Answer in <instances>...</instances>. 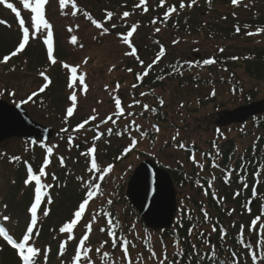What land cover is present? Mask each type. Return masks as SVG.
<instances>
[{
  "label": "rangeland",
  "instance_id": "rangeland-1",
  "mask_svg": "<svg viewBox=\"0 0 264 264\" xmlns=\"http://www.w3.org/2000/svg\"><path fill=\"white\" fill-rule=\"evenodd\" d=\"M54 1L55 0L50 1V7L46 19L52 23L49 19L50 15V18L52 20L54 19L53 21L57 30L62 29L63 27H69L70 25L72 32L77 35V42L79 43L77 46L80 51L75 48H67L65 44L64 46L68 53L73 57L78 56L73 55V53L79 54L80 52L79 59L82 61L81 72L86 74L85 83L88 85V90L87 92H84L83 86H79L77 82V87L75 89L77 94V106L73 114L76 116L79 115L80 119L85 120L92 115H96V120L90 121V123L86 124L85 128L89 127L88 129L93 127L96 128L97 125H99L101 130L102 127H105L107 123L101 124V121L105 120L116 110L114 96L121 99V106L125 110H131L132 112L135 111L137 104L133 106L134 108H128V105L132 104L135 100L132 96L133 90L131 86L133 71L129 72L128 69L130 68L134 70V66H138V70L141 71L144 69V66L152 60L155 54H148L149 56H146L143 52V48H145L146 45H157V41H162V43H165L168 46L171 51L169 56L172 59H175V61H193L196 60L194 55L203 60L220 55H222V57H224V55H229V57H240L241 55L249 56L254 55L255 53L259 55L260 53H264V32H261V34L254 40L233 38L230 34L226 35L229 38L224 34H217V36H225V39L222 40L220 37L214 40V38L207 32L208 30H205V32L202 31L199 35L195 36L198 38H194L189 34H182V30L165 35L166 32H156V28H152L148 31L147 38H143L140 34L132 41L136 49L139 48V52L136 53L137 56L140 57V60L144 61V64L141 65L140 60H137L135 56L125 55L126 52L131 51V48H127V46L125 47L116 34L113 33L111 36L109 33L110 36L107 34L101 36L99 33L102 40H95L96 31L98 30L86 27V23L75 25L76 22L73 21L71 16L69 24L65 25L64 23H67L69 19H67V21H62L56 17V13L61 15V17L63 14L62 9L59 6H56ZM230 1L231 0H221L220 5L213 6L212 10L208 11L204 16H198L196 20L193 21L194 25H200L202 28L212 25V29H221L224 31L233 30L234 32L237 27L236 23L241 25L238 22L248 21V23L253 24L260 19H264V0H253L237 7H232ZM116 3H119V1ZM1 16L5 17L2 13ZM215 20H218V22ZM7 21L9 22V26H4L7 25L6 23L0 25V46L1 49H5V51H8L13 47V44L17 42L15 40H19V35L15 31L18 30V28H16L14 24H11L10 20ZM120 22L124 29V23L129 22V20L125 21L122 19ZM250 24H248V26L251 28L245 26L242 27L248 31L256 30L257 27ZM111 29L114 30L115 28ZM245 29H241V31L246 32ZM43 37L44 36L42 35H36V38L33 39L34 43H32L31 46H35L36 40ZM174 41H179V43H173ZM81 44L83 47H80ZM220 48H225V53L219 54L221 53L219 51ZM142 53L144 56H142ZM85 60H87V64L84 63ZM67 64L69 63L67 62ZM240 67L241 68L236 69L237 73L234 74L235 77H232L229 71L225 72V70H222L223 68H220L219 66H216L215 68L219 74L216 78L213 76L215 70L214 72L209 71L210 73L206 70L204 72L194 71L200 75L201 82L193 83L189 80H186L183 83L174 82L170 86L167 85L165 89L155 91V94L152 97L144 95L141 99L148 105L149 114H152V106L157 105V103L159 104L160 99L164 100L170 123L167 127L160 126V131L157 133L152 127L153 125L148 123L144 118L143 120L140 118L133 119L137 125H140V127H145L148 131L153 130V138L152 136L144 139L139 138L136 149V152L139 155L130 158L131 160L117 165L112 169V172L109 173V179L112 184H109L106 194H108L109 197L116 198L121 191V186L117 184L123 182L126 183L130 177L129 171L131 169L129 167H137L142 161L150 158L154 159L155 162L164 165L166 169L169 168L176 170L180 167L183 168L189 180V176L194 177L195 180H197V175L200 177L196 189L192 188L190 182L177 187L179 203L177 225L181 224L180 221L186 215L199 216V214L203 213L200 212L199 208L194 203V197L198 196L196 194L201 188L203 189L205 185L203 180L207 177L204 175L205 173H201V169L198 166V163H202L203 159L202 157H196L198 163L189 159L190 156H188L186 147L196 146L199 147L201 151L208 153L214 151L216 148L213 145V141H219L220 145L217 144V146L220 147L222 145L224 146L225 143L231 139L235 141V147L238 153L237 156H240L253 144L255 146L261 135L264 136V131H261L258 127L249 128L247 136H244V134H242L244 133L242 132L243 126L233 128L230 124H225V120L227 122L228 120L225 119L227 116H225L224 113L233 112L239 106L243 105V99L238 98L237 96L235 97L231 91L233 85L242 87L241 89H243L244 94L255 92L257 94V103L264 102V84L262 82L258 83L256 80L248 77L245 68L243 66ZM53 72L55 74L58 73V77H56V75L54 76L57 81L60 80V85H57V87L55 85L54 87L52 86V105L55 111L50 108V106L48 107L47 104H45L47 110L38 106L36 109L33 108L28 110L35 121H42L45 125L51 124V126H48L55 128V126H60L59 121L64 119V111H67V108L71 107L69 97L73 92V88L69 87V84L71 83V73L68 74L66 70L59 67H56V70ZM55 78L54 80H56ZM44 82V77L29 74L24 71L3 72L0 74V92H3V95H0V98L8 100V98H6L8 96L6 91L10 90L11 93L15 92V96H12V98L21 101L31 92L42 86ZM117 84L120 85L118 90L116 88ZM213 90H215V96H212L211 94ZM211 99H215V102L211 101ZM181 105L183 106L181 107ZM50 112H53L54 114L50 115ZM52 122H54V124H52ZM217 129L223 133V137L218 135ZM177 132H179V136H176ZM89 133L91 134V132ZM87 136L84 134L78 135L76 137L77 139H75L70 145L71 147L65 143L62 145L63 149H60L59 153H63L69 160L70 156L76 154L75 148L78 144L84 143L85 145V142L87 144ZM174 136H176L175 140H173ZM181 143L185 145L184 148L179 147ZM102 145L103 142H101L100 147H103ZM6 151L13 156L17 155L25 160H27V157L33 155V153L29 152L28 146H24L23 142H19L17 139L5 141L0 145V182H2L1 185L3 188L11 186L12 183L8 177L10 176L9 174L13 173V171L10 172L5 163L6 157L4 154ZM125 172L128 173L127 176ZM85 174H87V170L85 171ZM209 174H213V170H211ZM9 194L10 191L7 193V199L5 201L9 199ZM202 195L199 196V199L205 202L206 197ZM69 201H71L70 197L66 196L64 201L55 207V215H53L54 222L67 218L66 215L68 209L71 207ZM18 210L19 212L15 214V219H17L15 224L16 227H18L19 223L24 218L23 211L21 212V209ZM203 210H205V208ZM200 229L209 234L212 231L211 228L206 227H200ZM133 231H136L137 237L140 241H134V248L131 246L132 251H130L129 256L132 260V264H159L165 254H167L168 257V260L165 261V264H167V262L173 258L178 251H180L179 246L175 242L169 241L166 244H163L160 233L149 232L138 222L135 224L131 233V236L135 238ZM196 232L197 231L195 230V232L192 233V236H195ZM147 243H150L151 250L145 248ZM97 247L101 248L102 246L101 244H97ZM106 247H110V245H107ZM108 250L113 258L112 260L115 261L116 264H126L124 253L121 250H113L109 248ZM152 251H155L156 253L155 258L151 255ZM8 256L9 255L7 254L4 259H1L0 263L2 261L4 262ZM137 257H141L139 262L137 261ZM94 258L98 260L99 263L97 264H105L104 262L99 261L95 256ZM11 262L12 264H17L16 260L12 259Z\"/></svg>",
  "mask_w": 264,
  "mask_h": 264
},
{
  "label": "trees",
  "instance_id": "trees-1",
  "mask_svg": "<svg viewBox=\"0 0 264 264\" xmlns=\"http://www.w3.org/2000/svg\"><path fill=\"white\" fill-rule=\"evenodd\" d=\"M189 16L190 15H186ZM192 27V26H191ZM190 27V28H191ZM193 29V27L191 28ZM57 35L60 36L62 34L66 33V30H57ZM213 33L216 34H222L224 33L223 30L214 29ZM61 50V48H60ZM29 58L32 59L30 62V66L32 69L35 68V70L40 69L41 66H43V63L45 62V57H43L42 53L43 50L34 49L32 51L29 49ZM62 57L64 58L65 55L62 51H59ZM58 52V53H59ZM9 53L8 51H5V49H1L0 46V56ZM39 54V55H38ZM44 54V53H43ZM238 59H231L230 58H218V64L221 67H225L226 69L230 70L231 72L236 73V69L241 68L240 66H243L245 68V72L253 80H256L259 83L264 84V53L255 54L254 56H246L241 55L235 56ZM1 58V57H0ZM36 59V61H34ZM239 61V62H238ZM182 62H175L174 59H169L167 63H164L162 65V71L161 69L155 70L151 76L144 81L143 88L147 90V92H151L153 90L159 89V88H165L167 85H171L174 82H181L183 83L185 80V67L180 68L179 72L173 71L172 66H180ZM215 68V67H213ZM188 69V68H187ZM215 70V69H214ZM213 70V71H214ZM180 72L183 73V75L180 74ZM216 73H218L215 70ZM171 73V74H169ZM215 74V73H214ZM163 75L165 78L163 80H158L157 77ZM188 80H194V76L190 77ZM199 82L200 80H196ZM194 82V81H193ZM250 97V99H249ZM245 99V103L248 104L251 101H255L257 98L256 93H251L248 95ZM255 125H259L258 128L261 131H264V116L258 118ZM253 123L251 126H255ZM112 138H115L117 141H120V137H123L124 139L127 138V134H122L120 136L116 135V130L113 131ZM106 139V138H105ZM105 143V142H104ZM107 146V144H105ZM224 148H221V155H222V164L221 169L225 166V174L227 171L232 170V173L230 177L225 176V184L222 183V181L219 183L218 187L215 188L213 186L209 187V198H208V206H209V220L205 221V219L199 220L196 217H193L191 219H184L181 226H178V229L176 232H167L161 236L163 242H167L170 239H173L174 241L178 242L182 249L184 255L182 256L183 262L187 260L186 264H217V261H213L211 259V250H208V252L201 251V247L203 245V242L205 241L206 237L208 236L205 232L204 236L201 237L199 235V238L196 239V241L199 243V247L196 251L193 252L192 249V242H191V235L195 228L197 226H213L215 224L216 226V234L214 238V246H215V252L218 258V261L224 262V264H233V258L232 253L235 252L236 257L238 258V264H253L250 256V251L248 248H245L239 243L240 240V226L241 224L245 225V232H244V240L246 243H253L254 248L257 251V253H260L262 250L261 247V240H264V237L260 236L259 233V225L261 223H264V215H261V206L264 205V178L262 181H259L256 183L254 180L255 174H256V168L259 166H264V136L260 138L259 144L257 145V148L255 150V153L253 154L252 149H248L245 153H242L240 156H237V149L235 148V141L229 140L227 143H225ZM123 150H125V144L122 146L114 147H106L105 149L100 150L99 152V165L102 167L104 164L106 166L108 165H118L122 162L126 161L130 154L126 155L124 154ZM28 160L30 161L33 169L35 171L39 170V167L31 160L29 157ZM36 162H41L38 155L35 156ZM84 163L79 162V160H69V165H67V168H60L58 171H56V182L54 183V188L52 190V194L54 199L57 201V205L64 201L66 196H69L71 201L70 202V208L67 214L66 221H70L73 218V213L78 208V203L81 202V197L85 193V188L81 187V184L84 183V181H87V177L83 175L85 171H83L80 175L78 182L71 181V177L69 176L73 170H75L78 166L85 167L88 169L89 167V160L88 157L83 160ZM107 162V163H105ZM256 162V165L254 163ZM5 163L7 164V168L10 170V172L13 171V173L9 174L8 177L10 182L12 183L11 186H8V189H3L0 183V195H6L9 191L11 194V199L9 202V208L11 209L12 206H15L16 208H22L24 209L26 204L29 201V194L22 192V183H24L25 176H26V162L22 158L19 161H16L12 158L6 159ZM243 165V167H242ZM58 168V167H57ZM98 175V174H97ZM173 176L177 183H183L184 182V176H179L177 172H173ZM51 177V176H50ZM49 177V178H50ZM241 178H243L244 183H247L248 187L245 188L244 184L241 182ZM192 182L190 185L192 188L196 187L195 180H191ZM109 182V181H108ZM107 179H104V181L101 182V188L104 192V194L107 193V189L109 187L110 182L108 183ZM254 185H258V188L260 190V194L263 197H260L257 200V204L251 208L249 201L252 199V190ZM215 188V189H214ZM211 189V190H210ZM217 189V190H216ZM214 191L218 198L213 197L215 194L212 192ZM219 192V194H218ZM239 192V195H236V193ZM200 195V194H199ZM98 198L101 200L100 209H98V213L100 215V220L102 222V226L99 227V236L104 239V241H108V243L111 245V237L109 236V224L108 220L109 217L106 216L104 213H111V219L113 220V223H115L117 220L119 221V232L121 235L126 236L128 231L132 228V225L134 221H139L140 218L138 213L129 205V202L125 198L123 187H121V191L119 195L116 198L108 197H100ZM111 199L112 204L109 205L107 201ZM76 200V201H75ZM198 205V203L196 202ZM247 205V207L245 206ZM200 208H202L201 205H199ZM17 208V209H18ZM250 209V211H249ZM234 210V211H233ZM214 211V212H213ZM231 212L232 214L229 215L228 213ZM92 213H96V210H93L90 214L87 216H92ZM257 216H260V220L257 222L256 228H251V221L255 219ZM89 218H84V224H86ZM91 220V219H90ZM65 222V221H64ZM193 224L196 226L193 227ZM54 225L53 219L48 220V223L43 225V228L39 232L37 241L47 243L49 239L54 241L53 237L55 236L54 233H58V226L56 225L54 229V233H52L50 230ZM87 225V224H86ZM221 227H223L227 235L224 236L223 239H221ZM104 228V231L101 232L100 229ZM87 229V227H84V231ZM191 229V235H189V230ZM201 233V232H200ZM199 233V234H200ZM37 235V232H36ZM80 234L76 238V242L73 244H70L66 252L63 254V260L67 262L73 261V257L76 254L75 247L81 236ZM253 235L252 242H250V236ZM98 235L96 236V242H98ZM204 240V241H203ZM102 243V242H101ZM59 249L57 248V245H53V249L50 252V255L47 257V264H58L57 263V255H58ZM9 255L5 261L1 262L0 264H12L11 260H16L14 256L10 254V251L8 249L2 250L0 252V260L4 259L6 255ZM196 254V256H195ZM43 258V257H42ZM179 258V257H178ZM176 258V260L178 259ZM178 261V260H177ZM176 262V261H175ZM261 264H264V261H261Z\"/></svg>",
  "mask_w": 264,
  "mask_h": 264
},
{
  "label": "snow or ice",
  "instance_id": "snow-or-ice-1",
  "mask_svg": "<svg viewBox=\"0 0 264 264\" xmlns=\"http://www.w3.org/2000/svg\"><path fill=\"white\" fill-rule=\"evenodd\" d=\"M21 4L23 5L24 9H28L30 10V12L34 15L31 16V24L30 26H25V20L21 17V12L20 10H18V8L14 5V3L9 2V0H0V5L4 6L7 9H10L17 18L19 19V26L22 29V40L19 43L18 47L16 48L15 51H13L10 55L11 57L16 56L18 53H21L25 50L26 45L29 44V39H30V28L33 30L31 32V36L33 39L36 38V35H42L44 36V43L47 45V53H48V57L51 60L52 64H55L57 61L56 59L53 58V25L49 22L48 19H46L45 16V5L48 4L49 0H20ZM161 2V6H163L164 0H160ZM197 3V0H191L190 4L188 5V7H192L193 5H195ZM233 4H238L239 0H232ZM209 4L211 5V0H209ZM60 5H61V9L71 5L72 9H77V5L75 3V0H60ZM141 5H146V0H140L139 4L137 5V7H140ZM179 8L181 10H183L185 8V4L183 2V0H181V3L179 5ZM78 10V9H77ZM145 12L148 11V8L145 6L143 9ZM177 9L175 6H171L168 8L167 12L164 15V22L166 23L169 19V17L172 15V13L176 12ZM63 15H66L67 13H64L62 11ZM72 16L76 15V11H72L71 12ZM84 15L87 17L88 20H90L92 22V24L95 25V27L97 29H102V31L100 32V35H106L109 32V29L107 27H104L102 23L97 22L90 14H88L87 12L84 13ZM114 13L111 11L107 12V19H111L113 17ZM130 15V13L128 11L123 12L121 19L128 17ZM6 23L3 20H0V24ZM152 23L155 24L156 20L153 19ZM113 28H115V24L112 25ZM139 27V24H133L131 26V30L128 31L126 34H122L121 38L122 41L127 44L129 46V48H131L130 52H126L125 55H129V56H135L137 60H140L139 56H136V51L137 49L132 45L130 38L133 36V33H135L137 31V28ZM245 27H248L247 25H245ZM69 31H72L71 28H69ZM156 32H160V28H156L155 29ZM236 33H239L241 31V28L239 26H237L235 28ZM259 32H264V28H257V33ZM257 33H253V32H248L247 34L249 36L255 35ZM71 43L72 44H76L77 43V36L73 35L71 38ZM157 43H159V41H157ZM173 43H179V41H174ZM80 47H83V45L81 44ZM198 51V49H197ZM219 51L222 53L224 51L223 48H220ZM165 56V49L164 46L161 45L160 46V51L158 52V54L156 55V59L152 62V64H149L147 69L141 74V73H137V79L139 81H143L145 77H147L149 75V72L152 70L153 65L158 64L161 60V58H163ZM10 59V56H5L4 59L2 61H0V63H7V61ZM231 59L235 60L238 59L237 57H232ZM85 64H87V60L84 61ZM141 65L144 64V61L140 60ZM189 67H203V66H210V65H214L217 63L215 57H211V58H206L203 59L202 61H196V62H187ZM64 68H70V73H71V83L69 84L70 88H73V92L71 94V96L69 97L70 101H71V107L67 108V117H71L74 113V111L76 110V106H77V94H76V87H77V82L79 86H83V90L84 92H87L88 90V85L85 83V79H86V74L85 73H80L78 75V68L79 66H75V67H70L68 64H64L63 65ZM173 67V71L179 72L180 68L183 67V65L180 66H172ZM14 70V69H13ZM129 72L132 71V69H128ZM225 71H227V69H225ZM171 74V73H169ZM181 75H183L182 72H180ZM41 75L44 77V80L47 82L45 83L40 89V92H43L48 86L49 84L52 83V81L49 79L48 76L44 75V73L42 72ZM165 77L163 75H160L157 77L158 80H163ZM138 85L134 84L133 88L137 87ZM120 85L117 84L116 88L117 90L119 89ZM236 89L233 88V93H235ZM212 96H215V90H213V92L211 93ZM0 95H3V92H0ZM10 95L15 96V92L10 93ZM37 95V93H33L32 95H30L27 99H24L22 101H20L19 103L16 104L17 107H20L22 104H27L29 103V101H31L33 99V96ZM141 96L147 95V93L141 92L140 93ZM114 98V102H115V109L116 111L113 112L112 115H109L105 120L101 121V124H106L108 123V121H111L113 125H115L117 123V120H119L122 116L125 115V109L121 106V99L119 97H113ZM250 99V97H249ZM15 103V102H14ZM161 107L164 104V100L160 99L159 101ZM136 104H140L139 100H134L132 104L128 105V108H132L134 105ZM183 105H181L182 107ZM143 109L144 111H148V105L144 104L143 105ZM151 111L153 113L156 112L155 108H152ZM144 114V112H141L140 115L142 116ZM128 116H134L135 114L132 112H128L127 113ZM113 116H115L116 118L113 119ZM67 117L65 118V123H67ZM97 116L96 115H92L91 117H89L87 120L79 123L77 125V127L75 129H73V132H77L80 129H84L85 125L90 123V121L96 120ZM97 129H99V125L96 126ZM154 128V130L158 133L160 131L159 126L157 125H153L152 126ZM62 132H67L68 129L67 128H63L61 129ZM132 131H135L137 133H139V136L141 139L147 138L149 133L147 131H141V127L140 125H137L135 123V120L132 121V124L130 126H125L123 129H117L116 130V135L120 136L122 134H124L125 132L128 133V135L131 138V144L128 148H126L124 150L125 154H127V152L131 151L132 148H135L137 145V139L135 136H132L131 133ZM217 133L219 136L223 137V133L220 132L219 129H217ZM113 134V129L112 128H108L107 130V135L111 136ZM103 135V133L97 131V134L95 135L93 142H92V146L88 149L87 152H82L81 155L85 156V157H90V166L88 167L87 171L89 173H92L93 175L87 180L84 181V188H85V194H84V198L82 200V202L79 203L77 210L74 211L73 213V219H71L69 222H66L61 228H60V232L62 233H67L68 234V240L73 239V232L74 229L76 228L77 224L81 221L82 217L84 216L86 209L89 206L90 201L93 200L94 197H96L97 195H99L100 197L104 196V192L101 188V182L104 181L105 176L112 172V165H108L107 168H102L99 164H98V160L96 157V152H97V148L95 145V141L99 140L101 138V136ZM176 136H179V132L176 133ZM176 136L173 137V140L176 139ZM75 137L70 135L69 136V144L71 145L72 140ZM32 144H36V141L33 140L31 141ZM41 147H44L43 144H41ZM180 148H184L185 145L183 143H181L179 145ZM214 147H216V155L219 156L220 155V151L219 148L215 145L214 143ZM53 149L52 147H48L47 148V152L49 155H51ZM192 160L194 162L196 161V157L195 154H193V156L191 157ZM16 161H19L21 158L20 157H14L13 158ZM63 157L60 158L61 160V164L63 165ZM198 163V162H197ZM48 161H45V165L44 167H47ZM198 166L201 170H203L204 165L202 163H198ZM218 165H216L215 163V159H213V167H216ZM44 167H41L39 169V175H36L33 173V169L31 168V166L28 167L27 171H28V178L24 181L25 185H29L31 184L33 181L35 182V199L34 202L31 204L30 208H29V212H30V225L27 227L26 229V234L23 235L22 238V242H17L16 239L13 238L12 235L9 234V231L5 230L4 227H0V237H3L4 240L7 241V243L15 250H17V253L19 255V258L22 261V264H37V257L39 256L40 253V249L38 247L35 246V240H33V230L37 227V223H38V210L41 207L42 201L47 198V203L51 204L52 203V198L49 195V192L47 191V189H50L52 187V185L49 184H45L42 183L41 181V177L46 175L45 171H44ZM243 167V165H242ZM98 174V175H97ZM228 175H231V172L228 173ZM257 177L260 176V172L257 171L255 174ZM53 180L56 179L55 175H53ZM82 179V178H79ZM158 183L156 185L155 188H153V192H159L162 191V185L164 184L163 179L157 177ZM241 182L244 184V187L247 188L248 185L247 183H244L243 178H241ZM197 184H199V181H197ZM209 187H211V181L209 182ZM205 194H207V191L205 192ZM240 193L237 192L236 195H239ZM252 194L253 197H255L256 195V189L255 187H253L252 190ZM107 203L109 205L112 204V200L109 199L107 201ZM249 203H251L249 201ZM247 207V205H245ZM203 214H204V219L205 221L209 220V214L206 210H203ZM234 211V210H233ZM250 211V209H249ZM106 216L109 217L108 220V224H109V236L111 237V246L113 248L117 247V244L119 243L121 245L122 251L124 253V258L127 261V264H132V260L129 256V245H131L133 248L135 247L134 244H132L131 241H129L127 239L126 236L121 235L119 230V221L117 220L115 223H113V220L111 219V213H104ZM229 215H231L232 213L229 212ZM43 215L46 217L49 215V212L47 210H45L43 212ZM99 215V213H92V218H91V222L88 223L87 225V229L88 232H91L92 229V224H94L96 222V218ZM261 215H264V205L261 206ZM189 219H191V217H188ZM3 220H8L9 217L5 216L2 218ZM260 220V216H257L255 219H253L251 221V228L255 229L257 222ZM196 225L193 224V227H195ZM135 227V225H133V228ZM101 232L104 231V228L100 229ZM216 231V226L215 224L212 226V232ZM244 232H245V225L241 224L240 226V230H239V234H240V240L239 243L244 246L245 248H248L250 251V256H251V260L253 262V264H261V261H264V250H262L260 253H257V251L254 248V244L253 243H246L244 240ZM259 233L261 237H264V223H261L259 225ZM39 235V233L37 232V236ZM189 235H191V229L189 230ZM227 235L226 230L221 227V239L224 238V236ZM200 236L203 237L204 233L201 232ZM32 240L33 243L32 245H29V241ZM89 241V235L86 233L82 236V238L79 240V247L76 251L75 256L73 257V264H94L92 257L90 256V253H92L93 249L90 246L86 245V242ZM67 243V241H65L64 243L61 244L60 248V255L64 254V248H65V244ZM104 243H108V241H105ZM205 243H207V241H205ZM261 247L262 249H264V240H261ZM192 249L193 252H195L196 249V245L193 244L192 245ZM97 253L100 252V249L97 248L95 250ZM152 257L155 258L156 257V253L155 251H152L151 253ZM177 256H183L184 253L182 251H178L176 253ZM103 257L105 258V260L108 262V264H116L115 261L111 260L109 258V253L104 252L103 253ZM232 258H233V264H238V258L236 257L235 252L232 253ZM141 259V257H137V261L139 262V260ZM211 259L213 261H217V264H224V262H220L218 261L216 252H215V246H213V249L211 251ZM168 260L167 254L164 255V258L162 260H160L159 264H165V261ZM44 264H47V254H45L44 256ZM168 264H173L172 261H168ZM176 264H179V262L177 261Z\"/></svg>",
  "mask_w": 264,
  "mask_h": 264
},
{
  "label": "water",
  "instance_id": "water-1",
  "mask_svg": "<svg viewBox=\"0 0 264 264\" xmlns=\"http://www.w3.org/2000/svg\"><path fill=\"white\" fill-rule=\"evenodd\" d=\"M264 113V102L227 113L229 123H242L250 117ZM226 121V120H225ZM227 122V121H226ZM53 134L36 125L22 108L9 107L0 101V143L14 137L48 139ZM163 179L162 191L153 192L158 180ZM127 196L139 210L151 229H172L176 215V194L170 177L157 170L152 162L143 163L132 177Z\"/></svg>",
  "mask_w": 264,
  "mask_h": 264
}]
</instances>
